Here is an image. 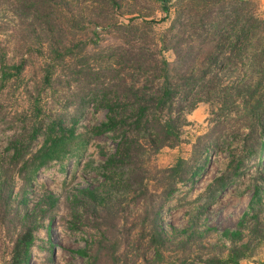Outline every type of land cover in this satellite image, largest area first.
Segmentation results:
<instances>
[{
    "label": "trees",
    "instance_id": "16d2710c",
    "mask_svg": "<svg viewBox=\"0 0 264 264\" xmlns=\"http://www.w3.org/2000/svg\"><path fill=\"white\" fill-rule=\"evenodd\" d=\"M141 1L156 6L161 17L154 20L143 15ZM66 2L0 0V14L5 20H18L26 24V33L44 38L38 46L45 51L41 85L52 88V83L58 80L67 93L65 106L74 105L71 113L61 114L47 112L37 100L31 101L29 114L14 120L17 125L13 123L14 127H9L13 132L0 153V234L3 233V239L8 238L3 244L7 259L1 264H28L34 232L44 221L48 226L53 217L58 204L56 196L42 193L35 199L28 198L37 172L67 158H79L88 139L101 135L115 141L111 154L99 150L104 159L94 170L102 184L95 189H79L70 200L72 224H81L83 213H93L99 220L93 228L100 238L93 254L86 250L75 253L87 258V264L95 261L97 251L108 246L114 254L116 242L112 239L114 235L110 237L116 222L113 203L116 197L136 193L148 224L141 237L153 252L152 262L160 264L163 248L170 239L159 226L161 207L176 191L178 183L191 182L199 175L210 153L223 151L226 140L223 120L196 137L189 159L177 158L171 166L156 169L162 175L155 189L161 202L144 205L143 197L148 193L145 190L150 187V181L143 174L149 158L162 148L178 144L185 114L196 102L209 96L221 100L223 105L224 88L218 89L217 73L225 77L237 72L239 58L247 61V70L253 64H264V9L259 17L242 15L245 0H183V3L181 0H84L85 15L79 10L78 16L91 26L93 41L88 40L91 44L76 41L67 46L55 33V29L62 30L65 16L70 20L73 17ZM220 2L233 5L227 11L223 6V16ZM106 12L126 16V22L115 18L105 20ZM160 23L167 26L155 31L153 26ZM95 27H101L113 42L98 44L92 30ZM2 32L0 28V36L5 37ZM31 44L25 45L27 51ZM73 48L76 53H72ZM43 52L38 53L43 55ZM165 53H170L171 60ZM59 66L62 77L56 75ZM23 69L24 59L10 63L7 49L0 42V90L7 82L19 79ZM247 75L242 83L230 86L236 101L230 104L233 107L228 108L229 114L243 124L239 147L227 152L224 173L206 188L207 192L210 189L209 198L223 190L226 182L242 174L248 158L264 152V85L249 72ZM89 105L92 112L104 110L105 118L97 126L83 128L85 137L77 128L83 109ZM225 146L228 148L229 144ZM15 179L18 180L16 196L12 195ZM140 189H143L141 193ZM258 196L255 190L236 229L221 232L229 246L223 248V257L209 258L210 264H239L254 256L259 236L253 245L238 243L242 241L247 220L253 222L251 233L257 234L258 212L253 210L259 204ZM109 219L114 222L110 224Z\"/></svg>",
    "mask_w": 264,
    "mask_h": 264
},
{
    "label": "rangeland",
    "instance_id": "374dc122",
    "mask_svg": "<svg viewBox=\"0 0 264 264\" xmlns=\"http://www.w3.org/2000/svg\"><path fill=\"white\" fill-rule=\"evenodd\" d=\"M183 3V0H181ZM211 1V0H209ZM242 15H256L261 17L264 9V0H245ZM84 0H68V10L73 16L62 19V30L55 29L57 37L67 46L76 41H93L91 26L80 19L79 10L82 15L85 11ZM131 6V3H126ZM219 4V2H218ZM227 11L232 4L220 2ZM132 7V6H131ZM141 12L150 18L157 20L161 14L156 6L140 2ZM125 5L124 10L125 11ZM89 10V9H87ZM105 20L117 19L126 22V16H115L104 13ZM79 20V21H78ZM72 23V24H71ZM77 24V25H74ZM101 25V24H100ZM167 23H160L153 26L155 31H161ZM84 27V28H83ZM0 28L5 35L0 36V42L7 49V58L10 63H17L24 59V69L21 75L14 81L6 83L0 90V153L5 146L6 139L12 134L15 121L25 118L29 114L31 101H38L47 112L71 113L74 105L69 103L65 106V87L58 80L52 83V88L43 87L40 79L43 75L44 49L39 50L38 46L43 37L35 38L26 33V24L18 20H5L0 14ZM94 32L98 44L105 45L113 42L111 36L105 34L101 27H95ZM40 41V42H39ZM32 43V44H31ZM31 44L27 51L25 45ZM91 44V43H88ZM44 47V46H43ZM41 51L43 55L38 53ZM72 49V53H76ZM240 53V51H239ZM165 57L171 60L170 53ZM78 56V55H77ZM247 61L239 58L237 72L223 77V73H217L215 82L223 90V105L217 98L198 101L193 108L185 114V122L180 128L179 142L171 148H162L149 158V166L143 177L150 181V187L145 190V202L160 203L159 193L156 189V182L162 177L157 170L171 166L177 158L189 159L191 146L196 137L207 132L211 127L223 120V151L209 154V161L191 182L178 183L176 191L163 203L159 212V226L162 227L166 236L169 237L163 248V260L160 264H210L211 257H223V248L229 244L221 236L224 230L236 229L240 216L247 211L249 201L255 190L258 191L259 204L254 206V212H258L257 234L251 233L254 229L253 222L247 220L242 230V241L255 243L259 236L260 243L254 249V256L264 252V152L252 155L245 161L243 172L239 177L226 182V187L209 198L206 188L214 178L225 171L228 161L227 152L235 150L239 142V134L243 133L240 128L243 124L233 119L228 108L236 101V95L232 93L231 84L242 83L249 72L253 79L264 85V64H253L252 69L247 70ZM63 72L60 66L56 75L61 76ZM62 77V76H61ZM61 79V78H59ZM247 80V79H246ZM209 99V100H208ZM239 103V100H237ZM223 106V109L220 108ZM222 110H220V109ZM66 109V110H64ZM105 111L92 112L90 105L83 109L78 120L77 132L86 137L84 129L97 126L104 121ZM237 121V122H236ZM17 125V123H15ZM84 128V129H83ZM226 144L229 147L226 148ZM115 147V141L108 135L95 136L88 139L85 149L79 158H67L60 164L56 163L47 169H40L35 178V185L29 190L28 198L35 199L42 193H50L58 198V204L52 214L49 225L44 221L37 231L34 232V243L30 249V260L28 264H87V258L78 256L76 250H86L89 254L95 252L96 242L100 235L93 227H97L99 220L93 213H83L80 223L72 224L70 200L72 195L79 189H95L102 184L101 177L96 174L94 167L103 161L104 157L99 154H111ZM18 180L12 188V195H17ZM143 189L139 190L141 193ZM29 204V203H28ZM136 197V193L128 194L126 197H116L113 203V213L116 222L113 224L110 237L114 235L116 245L114 254L106 247L97 251L95 261L92 264H154L152 262L153 252L148 247L146 240L141 237L145 233L147 221L143 218V206ZM81 211L83 208H80ZM85 209V208H84ZM80 211V210H79ZM252 214V212H250ZM112 224L114 220L109 219ZM0 234V264L7 259L4 243L8 238L3 239ZM181 242V243H180ZM8 244V243H7Z\"/></svg>",
    "mask_w": 264,
    "mask_h": 264
},
{
    "label": "crops",
    "instance_id": "0c3cea01",
    "mask_svg": "<svg viewBox=\"0 0 264 264\" xmlns=\"http://www.w3.org/2000/svg\"><path fill=\"white\" fill-rule=\"evenodd\" d=\"M239 264H264V252L258 254L257 256H253L249 259L242 260Z\"/></svg>",
    "mask_w": 264,
    "mask_h": 264
}]
</instances>
